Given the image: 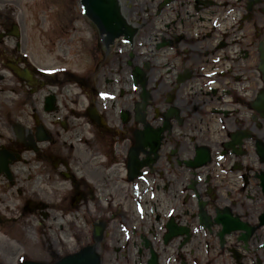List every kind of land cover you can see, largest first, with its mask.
I'll return each mask as SVG.
<instances>
[{
    "label": "flooded vegetation",
    "instance_id": "af4514ba",
    "mask_svg": "<svg viewBox=\"0 0 264 264\" xmlns=\"http://www.w3.org/2000/svg\"><path fill=\"white\" fill-rule=\"evenodd\" d=\"M145 4L76 0L90 56L76 40L69 92L0 0L2 235L54 225L49 261L92 246L101 264H264V0ZM16 252L1 244L0 260Z\"/></svg>",
    "mask_w": 264,
    "mask_h": 264
},
{
    "label": "rangeland",
    "instance_id": "374dc122",
    "mask_svg": "<svg viewBox=\"0 0 264 264\" xmlns=\"http://www.w3.org/2000/svg\"><path fill=\"white\" fill-rule=\"evenodd\" d=\"M15 2L14 9L16 10V20L20 23V27L27 33L34 36L36 41H40L38 47L33 49L28 47L30 42L26 43L27 53L31 54L36 61V63L44 68V67H53L60 66L65 67L67 70H74L76 67V52L78 43L77 41L87 42L88 34L79 31L80 24L76 25V0H13ZM40 31V32H39ZM47 36L52 41V45H47ZM87 53L90 56V45L87 42ZM53 48L55 50H53ZM36 51V53H35ZM60 58L61 62H55L54 59ZM83 59H86V62L83 63L82 68L85 69L89 64V60L84 56ZM75 62V64H72ZM66 86H71L70 82H66ZM67 94V93H66ZM72 127H69L68 132L64 134L65 137V146L68 148L64 154L67 157H70V160L73 161L75 159V153L69 150L71 146L74 145L73 142V132L71 131ZM35 157L36 156H30ZM31 163L35 166H39V168H33V176H37L42 171H45L44 174H47L48 167L45 166V160L33 161L31 159ZM43 169V170H42ZM72 170L74 167L72 165ZM47 190L52 191L51 188ZM47 204H52V202H58V199L54 198L55 195L49 196L45 193H40ZM59 198V196H58ZM7 202L12 199L9 197H3ZM59 207V204L56 205ZM12 207H14L12 205ZM56 212V211H55ZM16 217V216H15ZM10 225V224H9ZM45 226V223H43ZM8 226V225H7ZM51 227V230L56 234L52 236V234L45 235V232L41 230V232L45 235L44 239L37 237V231H35V224L33 226L34 233L30 232V229L21 230V226H18L16 223L12 226V229H7V232H18L23 233L26 240H14L10 242V239H6V241L1 242L3 240L2 232L4 230H0V245L1 244H11L13 248L17 250L16 256L14 255L12 259H4V261L0 260V264H16L18 263L16 257H20L22 254L26 255V257H33L36 260H48L44 255V252L47 249H59L60 243H57L60 237H63L62 232L56 230L54 225H48ZM5 235V234H4ZM20 236V234H19ZM18 236V237H19ZM5 237V236H4ZM59 238V239H58ZM56 243L58 245H53ZM71 241H68L66 244L68 249L73 248L71 245ZM59 246V247H58ZM27 254H26V253ZM25 257V256H23Z\"/></svg>",
    "mask_w": 264,
    "mask_h": 264
},
{
    "label": "water",
    "instance_id": "95a60500",
    "mask_svg": "<svg viewBox=\"0 0 264 264\" xmlns=\"http://www.w3.org/2000/svg\"><path fill=\"white\" fill-rule=\"evenodd\" d=\"M264 188V182L262 183ZM261 224L264 225V213L260 217ZM24 264H43V263H33L27 262ZM54 264H99L98 258L92 253L90 249H86L81 253L66 257L61 261Z\"/></svg>",
    "mask_w": 264,
    "mask_h": 264
},
{
    "label": "bare ground",
    "instance_id": "6f19581e",
    "mask_svg": "<svg viewBox=\"0 0 264 264\" xmlns=\"http://www.w3.org/2000/svg\"><path fill=\"white\" fill-rule=\"evenodd\" d=\"M140 1H141V4H142V5H140L138 9H139V10H143V9L146 8L147 5L145 4V0H140ZM155 1H156V0H155ZM68 91H69V89H68ZM68 91H67V92H68ZM69 92H70V91H69ZM43 94H45V93H43ZM25 157H28V154H25ZM3 239H4V238H3Z\"/></svg>",
    "mask_w": 264,
    "mask_h": 264
}]
</instances>
